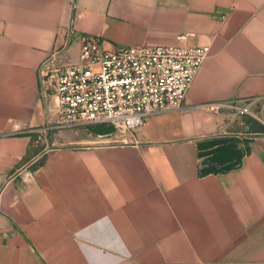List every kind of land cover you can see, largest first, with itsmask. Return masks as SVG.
<instances>
[{
  "label": "crops",
  "instance_id": "crops-1",
  "mask_svg": "<svg viewBox=\"0 0 264 264\" xmlns=\"http://www.w3.org/2000/svg\"><path fill=\"white\" fill-rule=\"evenodd\" d=\"M86 37L210 51L127 145L54 124L40 64ZM233 135L241 162L201 172L198 141ZM0 264H264V0H0Z\"/></svg>",
  "mask_w": 264,
  "mask_h": 264
},
{
  "label": "built area",
  "instance_id": "built-area-1",
  "mask_svg": "<svg viewBox=\"0 0 264 264\" xmlns=\"http://www.w3.org/2000/svg\"><path fill=\"white\" fill-rule=\"evenodd\" d=\"M188 34L179 36L185 40ZM209 45L139 43L107 49L94 37L83 40L78 59L57 61L53 52L39 67L57 112V127L113 124L106 138L137 145L135 136L148 116L181 108ZM257 97L209 104L227 115L253 114ZM233 135L231 137H234Z\"/></svg>",
  "mask_w": 264,
  "mask_h": 264
},
{
  "label": "water",
  "instance_id": "water-1",
  "mask_svg": "<svg viewBox=\"0 0 264 264\" xmlns=\"http://www.w3.org/2000/svg\"><path fill=\"white\" fill-rule=\"evenodd\" d=\"M85 129L99 136L114 132L113 124H88ZM199 156L203 157L201 172L211 173L235 167L241 162L245 149L231 136H215L201 139L197 143Z\"/></svg>",
  "mask_w": 264,
  "mask_h": 264
}]
</instances>
